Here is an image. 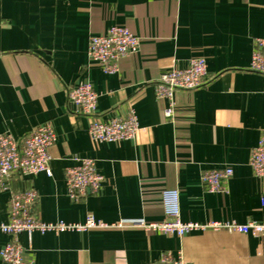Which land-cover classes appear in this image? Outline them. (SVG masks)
<instances>
[{
    "label": "crops",
    "instance_id": "1",
    "mask_svg": "<svg viewBox=\"0 0 264 264\" xmlns=\"http://www.w3.org/2000/svg\"><path fill=\"white\" fill-rule=\"evenodd\" d=\"M112 25L128 28L140 45L107 73L87 46ZM263 36L264 0H0V132L18 139L48 123L55 134L51 175L12 178L0 190V222L8 220L10 194L33 188V213L43 221L82 222L91 214L110 224L19 231L23 257L33 264H151L169 252L186 264H264V234L220 227L176 235L132 225L161 221V194L172 188L183 221H264V181L248 164L264 134V74L248 69L253 40ZM198 56L205 82L174 91L165 117L155 83ZM81 81L97 93L102 120L135 113L133 138L90 137V117L66 94ZM74 157L94 159L103 177L98 191L78 200L64 179ZM224 166L232 168L227 191H207L201 173ZM10 239L0 233V246Z\"/></svg>",
    "mask_w": 264,
    "mask_h": 264
},
{
    "label": "built area",
    "instance_id": "2",
    "mask_svg": "<svg viewBox=\"0 0 264 264\" xmlns=\"http://www.w3.org/2000/svg\"><path fill=\"white\" fill-rule=\"evenodd\" d=\"M140 38L128 28L112 25L100 35H91L88 39L87 56L96 61L107 73L118 70V61L124 55L138 50ZM248 69L264 74V36L253 40ZM206 80L205 60L203 57H192L185 67H173L164 71L155 83L156 95L166 100L163 110L165 117L173 113V94L178 89H194ZM68 101L76 112L90 117L88 134L98 141H119L133 138L137 129V119L133 111L125 116H113L102 120L95 113L97 93L89 81H81L66 88ZM55 142V134L48 123H42L26 132L21 138L11 133L0 132V190L8 189L12 178L35 175L44 172L51 175L49 148ZM75 163L64 170L67 194L70 199H82L95 193L103 181L95 166V160L89 157H74ZM248 164L256 175L264 181V134L252 148ZM232 174L229 166L204 170L200 175L202 186L209 192H226V180ZM37 192L33 188L14 191L8 199V220L0 222V233L11 235V239L0 246V260L3 264H33L23 257L22 247L16 239L19 231L30 233L33 230H77L83 231L95 227H106L110 224L95 219L87 214L82 222L63 220L43 221L33 213ZM164 218L161 221H133L132 225L150 231H164L168 234L183 235L190 231L224 227L232 231L264 234V221L248 219L240 224L235 221H183L179 215V193L176 188L166 189L161 194ZM114 225L121 226L122 222ZM151 264H186L180 257L171 253H162Z\"/></svg>",
    "mask_w": 264,
    "mask_h": 264
}]
</instances>
